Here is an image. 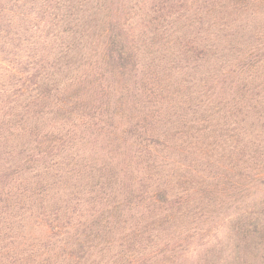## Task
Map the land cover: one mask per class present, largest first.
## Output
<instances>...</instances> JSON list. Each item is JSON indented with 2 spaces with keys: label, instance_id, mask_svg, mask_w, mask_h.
I'll return each instance as SVG.
<instances>
[{
  "label": "trees",
  "instance_id": "1",
  "mask_svg": "<svg viewBox=\"0 0 264 264\" xmlns=\"http://www.w3.org/2000/svg\"><path fill=\"white\" fill-rule=\"evenodd\" d=\"M0 264H264V0H0Z\"/></svg>",
  "mask_w": 264,
  "mask_h": 264
}]
</instances>
